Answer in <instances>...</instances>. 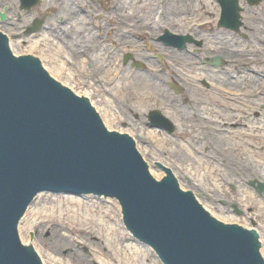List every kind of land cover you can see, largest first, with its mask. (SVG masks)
I'll return each instance as SVG.
<instances>
[{
	"label": "rangeland",
	"instance_id": "374dc122",
	"mask_svg": "<svg viewBox=\"0 0 264 264\" xmlns=\"http://www.w3.org/2000/svg\"><path fill=\"white\" fill-rule=\"evenodd\" d=\"M60 1L41 0L40 4L30 12H25L19 10V0H0L1 3L3 2L0 6V14L6 17L5 20H0V32L7 37L8 42H12L14 52L9 48L10 51L18 58L30 50V58L38 61L55 82L88 101L108 132L126 135L134 141L155 181H159L165 175L159 168L158 162H160L172 172L182 191L188 190L199 200L202 199L205 207L221 218V215L215 212V209L220 207L216 200L226 199L223 190L227 189V184L238 182L245 186L243 181H250L251 171L257 172L260 164L264 167V152H262L264 143L251 139V134L264 132V129H259L262 127L258 122L259 119H253L251 116L258 107L248 102L255 91L257 93L264 88V63L246 66L254 72V75L249 77L256 85L251 86L239 84L235 73L236 64L225 63L221 67H215L205 63L207 60L205 58L208 56L206 54L211 50L214 51L210 53L212 57L226 55L219 49L218 40L225 39L230 44L235 41L232 35L222 37L223 32L214 27L220 11L212 0H147L146 2L148 4L145 7H148L149 3L160 2L165 5V9H171L174 5L177 10L183 4L192 2L190 8L193 11L190 10V18L185 13L186 15L181 19L178 18L177 21H171L166 17L164 20L159 19V23L167 25L176 35L189 33L188 25L191 22L196 24L190 31H197L198 37L204 41L211 37L203 50L202 46L200 48L187 46L186 50H182V53L186 52L189 56L197 57V61L189 58L187 64L178 62L182 69L184 65L195 67L194 71L187 73L179 68V65L175 66V59L171 55L172 52L178 53L181 50L165 44H160L164 49L158 50L145 35L119 25L118 21L125 17L122 14L114 16L111 11L119 0H99L97 6L92 4V0H82L85 4L83 14L74 23L69 22L68 15L60 6ZM239 7L244 9L247 5L241 1ZM250 11L256 18H264V3L252 7ZM35 20L44 21L40 31L29 35L23 34ZM173 22L179 26L180 31L174 30ZM86 33L89 35H85ZM127 35L132 38L134 36L133 40L136 43L134 49L124 43V37L128 38ZM193 40L200 42L197 39ZM137 50L141 51L138 53L140 60L136 58ZM260 52L263 53L264 49ZM126 54L132 55L134 61L125 63ZM148 61L156 64L152 66ZM197 66L202 67L203 70L212 69L215 74H208V78L205 74L202 77L206 80L193 82ZM127 67L132 70L126 71ZM134 72L154 77L155 83L161 88L154 90L150 88L148 82H136ZM222 72L227 73L228 81L235 83L233 86H228L226 83L213 85L209 82V78L217 77ZM198 73L202 75L201 72ZM178 75L180 79H177ZM187 83L195 86L197 94L193 91L185 93L180 89V87L189 89ZM163 90L169 93H162ZM226 91L229 94L239 91L248 93L246 95L249 99L231 103ZM173 99L182 102L181 106L187 107L186 111L189 110L190 117L191 111L197 112V106H202V111L210 109L222 115L219 119L213 116L210 118L202 112L203 119L208 118L203 120L207 124L205 126H199L204 125L202 121L198 122L196 127L177 122L170 114L175 107ZM247 106L252 108L249 113L244 110ZM154 111H159L162 117L174 125L175 131L172 135L149 126L147 116ZM104 113L108 119L105 118ZM174 114L179 118L177 113ZM210 124L213 126H209ZM224 130L225 132L222 133ZM219 133L221 136L216 137ZM152 136L155 138L152 139ZM241 163H244L242 173L237 167ZM254 178L258 179L259 176L256 175ZM42 193L48 194L50 201L69 207L67 225L64 226L69 233L67 232L66 238L61 240L51 232L52 227L37 224L26 232V236L41 255H48L56 261V264H101L99 260H106L108 264L113 263L112 261L117 264H132V260L126 258V249L140 252L139 264H163L150 247L142 245L133 238L131 232L126 231L122 215H119L120 204L115 199L93 195L78 197L62 193ZM70 198H76L80 204H71L68 201L60 203ZM251 217L255 219V215ZM221 222L226 223L224 220ZM21 226L23 228L24 225L21 223ZM262 226L261 232L264 237V221ZM19 230L20 225H18V235ZM261 244L260 251H264V240Z\"/></svg>",
	"mask_w": 264,
	"mask_h": 264
},
{
	"label": "water",
	"instance_id": "95a60500",
	"mask_svg": "<svg viewBox=\"0 0 264 264\" xmlns=\"http://www.w3.org/2000/svg\"><path fill=\"white\" fill-rule=\"evenodd\" d=\"M40 2L19 0L20 10ZM217 2L220 26L234 30L237 0ZM43 23L35 20L25 34ZM160 40L177 49L191 41L168 32ZM147 119L152 128L175 131L158 111ZM158 163L165 175L155 181L130 137L108 132L88 101L55 82L30 50L15 57L0 32V264H40L17 227L42 192L115 199L127 230L163 264H264L255 233L215 221Z\"/></svg>",
	"mask_w": 264,
	"mask_h": 264
},
{
	"label": "flooded vegetation",
	"instance_id": "af4514ba",
	"mask_svg": "<svg viewBox=\"0 0 264 264\" xmlns=\"http://www.w3.org/2000/svg\"><path fill=\"white\" fill-rule=\"evenodd\" d=\"M73 1L76 2V4H75V16L78 18L80 15L83 14V7L85 4L83 3L82 0H73ZM135 1H138V6H140L142 8V10H140L136 13H133V10L130 8L125 9L124 11H122L120 13L117 12L118 10H116V7H117L118 2L116 4H114V6L111 8V11H112V13H114V16H115V14H118V15L122 14L125 17V18L120 19L118 21L119 25L127 28L128 30H131L132 32L134 31V32L145 35L146 37H148V39H150V41L153 42V44H159V45L164 44V42L160 39L164 36L165 31H168V32L173 33V34H175V32L173 30L171 31V29L167 25H165L163 23H159L160 22L159 19L164 20V18H162V17L159 19L156 18V19H158V22L156 23V20L154 21L155 26H153V24H151V25L148 24V21L143 19L144 15L149 10H151V8L149 6L145 7V5L148 4V3H146L147 0H135ZM212 1L218 6L219 11H220V6H219V3L217 2V0H212ZM241 1L243 2V4L247 5L246 8L242 9L239 7V5L241 6ZM252 1L253 0H237L238 7L240 8V13H239L238 25L234 30L220 26L219 18L215 21L214 27L220 29L221 32H223L222 37H224V36L229 37L230 35H232L233 39L235 41L231 44L228 43L226 45V47H223L222 49L219 46V49L223 53L226 54L225 56L224 55H213V57H212L210 53H214V51L211 50L210 53L206 54V56L207 55L208 56L205 58V59H207V60H205V63H207L210 66H215V67H221L225 63L231 64V65L236 64L235 73L237 74V77L239 79V84L243 85V86L256 85L255 83L252 82V80L249 77L250 75H254V72L251 71L250 69H247L246 66H248V65L252 66L256 63H260V64L264 63V52L263 53L260 52L261 49H264V18L261 17V19H263V21H262L261 19H259V17L256 18L255 16H252L253 13H252V15H249V13L252 12V11H250L252 9V7H256L254 5H250V3ZM98 3H99V0H92V4L94 6H97ZM261 3H264V0H259L258 5H260ZM157 4L161 8H166L165 5L161 4L160 2H157ZM154 8H156V7H154ZM171 9L177 10V9H175L174 5L171 7ZM190 13H191V11H189L187 13L189 18H190ZM181 17H179V19H181ZM67 18L70 22L71 21L70 16H68ZM5 19H6V17L4 16V20ZM177 19H174V20L177 21ZM204 23L206 24V22H204ZM195 24L196 23H191V22L189 23V25H188L189 33H186V35H182V36L190 38L191 41L186 42L185 46L182 49L175 48L177 50H181V51H178V53H182V50H186L189 46H192L193 48L194 47L200 48L202 46L201 49L202 48L204 49V45L207 44V42H204L203 40L197 39L196 37L193 36L194 30L193 31H190V30L194 29ZM173 25H175L173 27L174 30L180 31L179 26L175 22H173ZM127 36H128V38L126 37V39L133 43V47L129 46V45H127V46L131 49H134L136 47V45H135L136 43L133 40L134 36H133V38L130 35H127ZM178 36H181V35H178ZM193 39H195V40L197 39L200 42H196ZM223 41H226V40L224 39ZM212 48H213V46H212ZM185 54H187L188 58L192 59L193 61H197L196 56H189V54L186 52H185ZM124 58L126 59V63L134 61L132 55H130V54H126L124 56ZM135 64H138V63L135 62ZM136 66H138V65H136ZM178 67L180 68V65ZM236 69H237V71H236ZM210 70H212V69H210ZM205 74L207 75V78H208V74H215V71H212L210 73H205ZM218 76H221V77H218ZM218 76L213 77V78H209V82L213 85H222V83L223 84L226 83L225 82L226 80H229V78H228L229 76L227 75L226 72H222ZM176 77H177V79H180V75H178ZM232 79L238 80L237 78H232ZM203 80H206V79H203ZM233 84H235V83H233ZM226 85H229V84L226 83ZM188 87H189V89H187V90L184 88H181V87H180V89L182 91H184L185 93H187L189 91L192 92L193 86L191 84H188ZM259 91L260 92H257V93H255L256 92L255 91L253 93L254 95L250 99L246 95L248 93L241 92V91H239L238 93H232V94H229L226 91L227 92L226 95L229 96V98H230L229 102H231V103H234L236 101H239V102L240 101H247V99H249L248 102L250 104L252 103L253 105H256L258 107V109H257V111H253L251 116L253 119H259L258 122L262 125V127H260L259 129H264V88H263V90H259ZM223 93H224V91H223ZM190 102H192V101H190ZM201 107L202 106H197V108H196L197 112L191 111V113H192L191 114L192 122L190 123L191 126L196 127L197 124H199L198 122H200V121H202V123L204 125L200 124L199 126L207 125V124H205V122H203V120H208V118L203 119L202 112H204V115H206L210 118H211V116H213V117L219 119L222 115L220 112H212L210 109L202 111L203 107H202V109H201ZM250 109H252L251 106H247V107H245L244 110L245 111L247 110L246 112L249 113ZM209 126H213V125L210 124ZM215 131H216V129H215ZM223 132H225V130L222 131V133ZM219 136H221L220 133L216 135V137H219ZM210 137H211V135H210ZM251 139L255 140V141H259L261 143H264V132L261 131V133L255 132V133L251 134ZM211 150H212V148H211ZM212 151H214V150H212ZM259 151H260V149H259ZM262 152H264V149ZM243 164L244 163H241L237 167L241 168L243 166ZM258 165H256V166H258ZM255 172L251 171V173H250L251 176L249 178L250 181H243V183H245L246 187L243 186L242 184L238 183V182L227 184V186H226L227 189L223 190L226 199L225 198H222L219 200L217 199L216 203H218V205H220V208H224V211L222 213H219V215H221L220 217L224 221L227 218H230V219L233 218L232 219L233 222L231 225H235V226H237L243 230H246V231L254 232L257 235L259 242L262 243L264 240L263 234L261 232V229L263 227L262 224L264 221V167L260 164L257 172L256 173ZM256 175L259 176L258 179H260V180L254 178ZM230 193H232L231 197H230ZM215 212L218 213L217 210ZM252 215H255V219H253L251 217ZM247 218H251V220L248 221Z\"/></svg>",
	"mask_w": 264,
	"mask_h": 264
},
{
	"label": "bare ground",
	"instance_id": "6f19581e",
	"mask_svg": "<svg viewBox=\"0 0 264 264\" xmlns=\"http://www.w3.org/2000/svg\"><path fill=\"white\" fill-rule=\"evenodd\" d=\"M117 2H118V4H117V7H116V10H118L117 12H119V13L124 11L125 9H128V8L132 9L133 13H136V12L142 10V8L140 6H138V1H135V0H119ZM2 3L0 2V6H1ZM75 4H76V2L73 1V0H61L60 1V6H61L63 12L65 14H67L68 16H70V18H71L70 22H72V23L77 22L79 20V17L77 18L75 16ZM191 5H192V2L189 1L188 3L183 4L182 7L179 10H174V9H170V8H168V9L161 8V7L158 6V4H150L149 3V7L151 8V10H149L144 15L143 19L148 21V24H150V25L153 24V26H155L154 21L156 20V18L159 19L161 17L162 18L166 17V18L171 19V21H174V19H177V18H179L181 16H185L186 15L185 13H188L190 10H192L190 8ZM154 7H156V8H154ZM249 15H252V12L249 13ZM86 29H88V28H86ZM194 32H193V36L196 37L197 39H201L200 37H198L199 33H197V31H194ZM85 35H89V33H86ZM210 38L211 37H209V39L206 38V40L205 41L203 40V41L204 42H208V41H210ZM124 40H125L124 43L126 45H129V46L133 47V43L128 41L126 39V37H124ZM223 40H218L219 43H217L220 46L221 49L223 47H226V45L228 44V42L223 41ZM8 44H9V48L11 49V51L14 52L12 50V45H13L12 42L9 41ZM154 45H155V48H157L158 50L164 49L159 44H154ZM165 50H167V49H165ZM139 52H141V51L137 50V57L136 58L140 60V57L138 56ZM171 55H172V58L175 59V66L179 65L178 62L181 63V64L182 63L187 64L188 61H189L188 60L189 59L188 55L185 54V53L172 52ZM148 63L151 64L152 66H154V64H156L153 61H148ZM111 66L113 67V64H111ZM197 67H198V69L194 73L195 77L192 79V80H194L193 82H195L196 80L205 79L202 76H205V73H210V72L213 71V70H210L208 68H206V70H203L202 67H199V66H197ZM180 68H181V65H180ZM183 69H184V72L187 73V72H190V71H194L195 67H191L190 65H184ZM131 70L132 69L130 67L126 68V71H131ZM198 72H201L202 75H200ZM136 73H139V72H136ZM136 73L135 72L133 73V75H136L135 76L136 82H139V83L148 82V83H150V86H151L150 88L154 89V90L155 89L157 90L158 88H161L157 83H155L154 77H152V76H150V77L149 76H143L141 74H136ZM225 82L229 84L228 86H232L233 85V83L228 81V80H226ZM162 87H163V85H162ZM167 92L169 93V91H167V90H163L162 91V93H167ZM193 92L195 94H197V92H198L197 89L195 88V86H193ZM173 100H174V103H175V107L173 108L174 110L172 109V111L170 112L171 116H173L174 120H176L177 122L190 124L192 122V119L190 117V112H188L189 110L186 111L187 107L185 108V107L181 106L182 102L179 103L177 99H173ZM174 113H177V115H178L177 117H179V118H176V115ZM104 116H105L106 119H108V116L105 113H104ZM180 117H181V119H180ZM128 120H130V119H128ZM141 121H143V120H141ZM120 135H122V134H120ZM153 136H155V135H153ZM153 136L151 137L152 139L155 138ZM219 142L221 143V139H220ZM240 169H241L239 171L240 173L244 172V164H243V166ZM237 177H239V175H237ZM47 195L48 194H46V193H40V194H37L35 196V198L33 199V202L28 207L25 216L22 218V220H20L21 223L24 225L23 228H22L20 222H19L20 224H18V225H20L18 239H19L20 243L22 244V246L25 249L33 250V253L39 259L40 264H56V261L54 259H52L51 257H49L48 255H44V256L41 255L40 251L35 247V245L31 241L28 240V238L26 236L27 235L26 232L29 231V230H32L35 226H37V224L45 225V227H49V226L52 227V231L51 232L56 234L59 238H61V240H64L66 238L65 235H66L67 232L69 233V230L64 228V226L67 225L66 221H68V220H66V217L68 216L69 207H67V206H65L63 204L59 205V204H56L55 202L50 201L49 197ZM75 199L76 198H70L69 200L68 199L67 200H63L60 203H67V201H68L71 204H73V203H79L80 204V202L77 201V199L76 200ZM195 199L198 202V204H200L209 213V215H211L215 219L218 218L220 221L223 220V219L215 216V214L212 211H209V209L206 208L205 205L203 204V200L202 199L199 200V198H196V197H195ZM67 205L70 206V204H67ZM214 209L215 208H213V210ZM216 210H217L218 213H222L224 211V208L218 207L217 209H215V211ZM119 215L120 216L122 215V212H121L120 209H119ZM232 219L227 218L225 220V222H227V223L233 222ZM122 228H124V227L122 226ZM17 230H18V227H17ZM109 230L111 232L112 228L109 229ZM79 231H82V230H79ZM126 231H127V229H126ZM261 252H262V254H264V251H261ZM125 254H126V258H128L129 261L132 260V264H139V260L138 259L141 256L140 252H138L137 250L133 251V250H130V249H126V253ZM99 262L101 264H108L106 260H99ZM112 262L113 263H111V264H117L114 261H112Z\"/></svg>",
	"mask_w": 264,
	"mask_h": 264
}]
</instances>
